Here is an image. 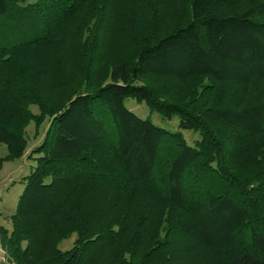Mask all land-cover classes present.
I'll list each match as a JSON object with an SVG mask.
<instances>
[{"label":"trees","instance_id":"1","mask_svg":"<svg viewBox=\"0 0 264 264\" xmlns=\"http://www.w3.org/2000/svg\"><path fill=\"white\" fill-rule=\"evenodd\" d=\"M21 1L0 0V170L49 124L6 260L264 264V0Z\"/></svg>","mask_w":264,"mask_h":264},{"label":"rangeland","instance_id":"2","mask_svg":"<svg viewBox=\"0 0 264 264\" xmlns=\"http://www.w3.org/2000/svg\"><path fill=\"white\" fill-rule=\"evenodd\" d=\"M34 0L21 1V6L26 3H31ZM19 4V5H20ZM39 31V21L33 22V24L25 31H16L15 33H8L6 35L7 40H18L26 36H30ZM124 105L136 115L141 118H148L154 124L163 127L170 131H180L187 143L194 145V141L200 138L198 131L194 129L181 128L179 126V118L177 115H173L171 118L162 116L157 111H151L145 101H137L134 97H126L124 99ZM30 109L34 112H38V107L35 104L30 105ZM49 124V118L46 117L38 128L35 127L34 122L31 121L25 128V137L27 139V147L24 154L21 157L13 158L3 162L0 170V227H4L11 230L12 223L10 215L14 213L18 196L21 193L24 184L25 176L28 175L36 164L37 153L33 152V148L39 144L42 140L45 130ZM7 154V147L4 143H0V157ZM49 180V177L45 179ZM76 235L73 233L69 237L62 239L59 242V248L66 250L73 245V241ZM0 264H7L6 254L0 244Z\"/></svg>","mask_w":264,"mask_h":264},{"label":"crops","instance_id":"3","mask_svg":"<svg viewBox=\"0 0 264 264\" xmlns=\"http://www.w3.org/2000/svg\"><path fill=\"white\" fill-rule=\"evenodd\" d=\"M7 264H13L12 262H10V261H7Z\"/></svg>","mask_w":264,"mask_h":264}]
</instances>
